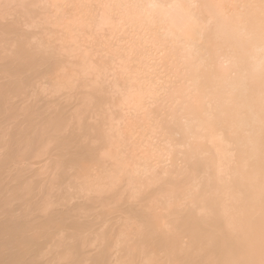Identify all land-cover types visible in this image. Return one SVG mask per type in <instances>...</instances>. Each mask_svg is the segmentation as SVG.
<instances>
[{"label":"bare ground","instance_id":"bare-ground-1","mask_svg":"<svg viewBox=\"0 0 264 264\" xmlns=\"http://www.w3.org/2000/svg\"><path fill=\"white\" fill-rule=\"evenodd\" d=\"M0 264H264V0H0Z\"/></svg>","mask_w":264,"mask_h":264},{"label":"rangeland","instance_id":"rangeland-1","mask_svg":"<svg viewBox=\"0 0 264 264\" xmlns=\"http://www.w3.org/2000/svg\"><path fill=\"white\" fill-rule=\"evenodd\" d=\"M36 165V164H35Z\"/></svg>","mask_w":264,"mask_h":264}]
</instances>
